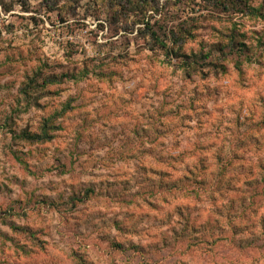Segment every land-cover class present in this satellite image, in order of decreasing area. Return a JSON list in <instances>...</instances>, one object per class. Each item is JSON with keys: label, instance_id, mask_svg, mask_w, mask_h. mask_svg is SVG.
I'll list each match as a JSON object with an SVG mask.
<instances>
[{"label": "rangeland", "instance_id": "rangeland-1", "mask_svg": "<svg viewBox=\"0 0 264 264\" xmlns=\"http://www.w3.org/2000/svg\"><path fill=\"white\" fill-rule=\"evenodd\" d=\"M0 264H264V0H0Z\"/></svg>", "mask_w": 264, "mask_h": 264}, {"label": "trees", "instance_id": "trees-1", "mask_svg": "<svg viewBox=\"0 0 264 264\" xmlns=\"http://www.w3.org/2000/svg\"><path fill=\"white\" fill-rule=\"evenodd\" d=\"M152 35H153V38H155L156 40H159V36L155 32H153ZM158 42H160V44L162 46L166 47V44L163 41H158ZM237 68L240 70L239 65H237ZM54 82H57L56 79L49 78V79L45 80L44 84H52ZM63 114H64V111H62V113H60V115H63ZM49 123H50V120L48 119L43 124L41 132L39 134L32 136V138H34V141H36L37 143H45V142L51 140V138L53 137V135H51V133H50V130H49L50 128H52V130L60 129V127L58 125H53V127H49Z\"/></svg>", "mask_w": 264, "mask_h": 264}]
</instances>
